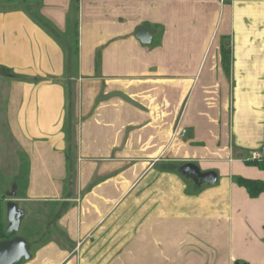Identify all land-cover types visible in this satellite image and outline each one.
I'll list each match as a JSON object with an SVG mask.
<instances>
[{
  "label": "crops",
  "instance_id": "crops-1",
  "mask_svg": "<svg viewBox=\"0 0 264 264\" xmlns=\"http://www.w3.org/2000/svg\"><path fill=\"white\" fill-rule=\"evenodd\" d=\"M24 1L0 11L2 119L29 162L22 264H264V194L235 181H264L246 164L264 148V0H29L78 33L72 187L67 56ZM187 163L217 184L160 171Z\"/></svg>",
  "mask_w": 264,
  "mask_h": 264
},
{
  "label": "trees",
  "instance_id": "trees-1",
  "mask_svg": "<svg viewBox=\"0 0 264 264\" xmlns=\"http://www.w3.org/2000/svg\"><path fill=\"white\" fill-rule=\"evenodd\" d=\"M14 2L12 0H8L6 2H3L4 5L2 8L0 7V11H7V10H14L13 5ZM13 5V6H12ZM22 8L24 11H26L33 19L34 21L41 26L45 31H47L48 34H50L63 48L65 51V54L67 56V78H68V119L65 127V131L67 134V141H68V172H69V185L72 187L75 183V177H76V170H75V164L74 161L76 159V146H75V138H76V132H75V99H76V90H75V80L78 79V68H79V40H78V33L75 34L74 39L70 42L64 39L57 30L51 26L49 23H46L44 20L38 18L36 9L37 7L33 6L29 0H25L23 2ZM162 35V33H161ZM161 36L155 41V44L160 43ZM222 62L223 67L225 70V73L227 75L231 74V46L230 43L227 42L224 44L222 48ZM24 156V155H23ZM25 157V156H24ZM26 159V164L23 165V168H21V172L19 176H17L14 179L13 184H17L18 188L20 187V180L22 176H28L29 173V162ZM246 164L248 166H253L259 168L261 171L264 172V158L262 157L261 160H255V161H247ZM27 167V168H26ZM179 167L175 164H168L160 168L161 172H167V173H174L178 174L175 171V168ZM27 180V179H26ZM237 185L241 188H244L249 196L252 199L259 198L261 195L264 194V181H255V180H248L242 177L235 179ZM27 188V182L25 189ZM201 188L194 187L193 192L198 193L200 192ZM6 199V198H5ZM4 198L0 197L1 202H5ZM67 205H64L62 207V211L64 212L67 209ZM8 226L7 220L3 217L2 213H0V242L11 240L16 236L19 235H8L6 233V229ZM29 244V243H28ZM30 252L33 254L32 246L29 244ZM23 260L20 264L24 263Z\"/></svg>",
  "mask_w": 264,
  "mask_h": 264
},
{
  "label": "water",
  "instance_id": "water-1",
  "mask_svg": "<svg viewBox=\"0 0 264 264\" xmlns=\"http://www.w3.org/2000/svg\"><path fill=\"white\" fill-rule=\"evenodd\" d=\"M155 31L149 26H141L135 31V38L144 46H151L154 42ZM0 75L7 77L8 74L0 70ZM264 158V148L262 150ZM175 171L183 178L190 180L193 184L202 188L203 186H213L218 182V174L215 171L203 172L201 168L193 163H187L175 168ZM17 184H14L7 202V222L6 233L8 235H18L21 231L26 212L17 202ZM32 254L26 239L16 236L11 240L0 242V264H20L23 260L30 261Z\"/></svg>",
  "mask_w": 264,
  "mask_h": 264
},
{
  "label": "rangeland",
  "instance_id": "rangeland-1",
  "mask_svg": "<svg viewBox=\"0 0 264 264\" xmlns=\"http://www.w3.org/2000/svg\"><path fill=\"white\" fill-rule=\"evenodd\" d=\"M1 4L2 3H0V7L2 8L4 5ZM3 107L4 105L2 101H0V197L6 198L5 202H3L6 203V201L8 202L7 195L12 192L14 179L19 176L21 168H23V165H27V162L17 146H15L8 137L5 122L2 119ZM26 179L27 177L25 175L22 176L17 193L22 194L25 191ZM2 215L6 218L5 209Z\"/></svg>",
  "mask_w": 264,
  "mask_h": 264
},
{
  "label": "built area",
  "instance_id": "built-area-1",
  "mask_svg": "<svg viewBox=\"0 0 264 264\" xmlns=\"http://www.w3.org/2000/svg\"><path fill=\"white\" fill-rule=\"evenodd\" d=\"M222 2H225L226 0H221ZM184 133H186L185 131H184ZM261 158H262V156H261V154H257V153H255V154H253L252 155V161H255V160H261ZM250 160V161H251ZM0 205H1V201H0Z\"/></svg>",
  "mask_w": 264,
  "mask_h": 264
}]
</instances>
